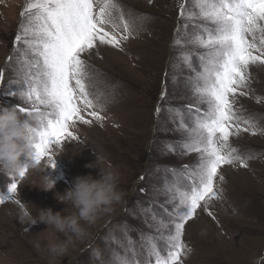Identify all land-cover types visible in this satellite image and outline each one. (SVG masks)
<instances>
[{
    "label": "rangeland",
    "instance_id": "1",
    "mask_svg": "<svg viewBox=\"0 0 264 264\" xmlns=\"http://www.w3.org/2000/svg\"><path fill=\"white\" fill-rule=\"evenodd\" d=\"M116 2L132 26L129 38L121 41L119 48L97 42L82 56L88 65L89 91L93 97L100 96L104 119L89 117L91 109L82 111L92 123L77 122L71 131L78 139H66L53 148L54 167L47 158L41 160L44 174L54 181L52 189L36 187L42 186L41 172L30 170L20 177L0 171V196H14L0 204V264H123L125 259L129 264H155V258L149 256L151 244L155 243L162 255L167 252L169 214L178 203L172 200V193L176 187L190 186L189 172L199 162L198 153L183 147L188 133L180 129V117L170 109H181L188 127L207 110V104L199 103L193 95L196 72L201 71L199 55L206 50L192 45L191 40L202 33L199 25H212L199 18L194 0ZM181 3L186 11L197 13L193 20L180 18ZM25 4L26 0H0V69L5 72L0 107L30 108L19 97L15 84L11 91L17 95L7 94L10 82L19 78L15 57L11 61L8 57L16 46ZM105 27L113 31L110 25ZM174 39H179V44L173 46ZM189 51L191 68L183 59ZM249 73L248 87L242 89L247 95H237L234 106L238 115L251 117L264 128V64L250 65ZM20 115L37 126L34 117ZM241 127H246L242 121ZM230 144L247 158V167L238 161L221 166L225 180L216 182L222 190L220 198L211 200L207 211L198 209L186 223L183 240L191 251L183 257V264H264V133L242 131L230 137ZM97 155L119 171L122 199L101 213L95 223L84 224V239L75 240L63 255L50 259L46 244L65 239V234L47 229L43 222L22 221L16 201L27 203L33 216L38 208L48 207L64 215L74 213L72 205L57 199L56 193L64 194L73 187L77 176L98 177V168L86 167ZM20 159L24 162L27 157ZM13 181L17 191L10 193ZM90 245L91 251H85Z\"/></svg>",
    "mask_w": 264,
    "mask_h": 264
},
{
    "label": "snow or ice",
    "instance_id": "2",
    "mask_svg": "<svg viewBox=\"0 0 264 264\" xmlns=\"http://www.w3.org/2000/svg\"><path fill=\"white\" fill-rule=\"evenodd\" d=\"M194 5L199 18L212 25H199L202 33L191 40L192 45L206 50L199 55L201 71L196 72L193 95L199 103L207 104V110L188 127L183 122L182 110L170 109L180 117V129L188 133L183 147L198 153L199 162L189 172L190 186L176 187L172 193V200L178 203L169 214L167 252L162 255L155 243L149 248L155 264H183V257L191 251L183 240L186 223L198 209L204 207L207 211L208 203L220 198L222 190L216 182L225 180L220 174L221 166L238 161L247 167V158L231 146L230 137L242 131L253 135L264 133V128L251 117L238 115L234 106L237 95H247L242 89L248 87L250 65L264 64V0H194ZM179 7L181 19L191 21L196 17L197 13L186 11L183 3ZM21 17L16 46L8 57V61L15 57L19 78L10 82L7 94L17 95L11 91V85L15 84L19 97L30 105V108L11 107L26 117H34L36 162L47 158L49 166L54 167L53 148L66 139H78L71 131L77 122L92 123L82 111L91 109L87 112L89 117L96 121L104 119L100 96L93 97L89 91L90 77L83 54L94 49L97 42L119 48L121 41L129 38L132 26L116 0H26ZM109 25L111 32L105 27ZM121 31L126 34L118 36L116 33ZM179 42L174 39L173 46ZM183 59L191 68L192 53L186 52ZM4 80L5 72L0 69V83ZM164 95L161 94L162 98ZM160 110L158 105L157 115ZM241 121L246 127H241ZM172 171L175 174L176 170ZM26 172L27 165L19 176L24 177ZM16 191L17 183L13 181L9 192ZM13 198L0 196V204ZM123 264L129 261L125 259Z\"/></svg>",
    "mask_w": 264,
    "mask_h": 264
},
{
    "label": "clouds",
    "instance_id": "3",
    "mask_svg": "<svg viewBox=\"0 0 264 264\" xmlns=\"http://www.w3.org/2000/svg\"><path fill=\"white\" fill-rule=\"evenodd\" d=\"M35 135L31 119L22 117L14 107H0V171L19 174L27 165V172L31 170L43 173L42 186L36 187L49 190L54 187V181L44 174L45 168L41 161L36 162L33 149ZM22 155L27 157L24 162L20 159ZM86 167L98 168V177L77 176L73 187L64 194L56 193L57 199L72 205L76 210L74 213L64 215L63 212H54L48 207L38 208L36 216H33L27 203H18L22 221L32 224L43 222L47 229L65 234V239L46 244L50 259L63 255L75 240L84 239L87 235L84 224L95 223L101 213L110 211L122 199L123 193L119 189L120 173L105 157L97 155ZM36 246L39 248L40 244Z\"/></svg>",
    "mask_w": 264,
    "mask_h": 264
},
{
    "label": "trees",
    "instance_id": "4",
    "mask_svg": "<svg viewBox=\"0 0 264 264\" xmlns=\"http://www.w3.org/2000/svg\"><path fill=\"white\" fill-rule=\"evenodd\" d=\"M199 64H201V63H199ZM15 175H16V173H15ZM146 177H144L143 178V181H146ZM17 199V198H16ZM29 208V207H28ZM32 212V211H31ZM129 235H128V238H130L131 237V235H132V233L131 232H129L128 233ZM96 241V240H95ZM92 246L93 245H90L87 249H85V251H88V252H90L91 251V249H92ZM98 248L96 247L95 249H94V253H95V251L97 250ZM93 255V253L91 254V256ZM95 255V254H94Z\"/></svg>",
    "mask_w": 264,
    "mask_h": 264
}]
</instances>
